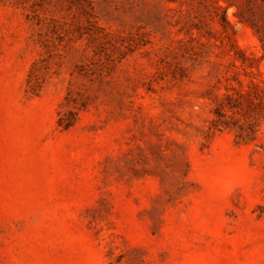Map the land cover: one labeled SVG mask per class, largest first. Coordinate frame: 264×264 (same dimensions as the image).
Listing matches in <instances>:
<instances>
[{
  "label": "rangeland",
  "instance_id": "374dc122",
  "mask_svg": "<svg viewBox=\"0 0 264 264\" xmlns=\"http://www.w3.org/2000/svg\"><path fill=\"white\" fill-rule=\"evenodd\" d=\"M0 264H264V0H0Z\"/></svg>",
  "mask_w": 264,
  "mask_h": 264
},
{
  "label": "trees",
  "instance_id": "16d2710c",
  "mask_svg": "<svg viewBox=\"0 0 264 264\" xmlns=\"http://www.w3.org/2000/svg\"><path fill=\"white\" fill-rule=\"evenodd\" d=\"M222 23H226L227 24V20H226V17L224 16V17H222ZM66 126H68V125H66Z\"/></svg>",
  "mask_w": 264,
  "mask_h": 264
}]
</instances>
